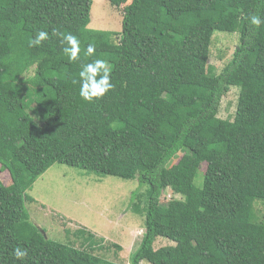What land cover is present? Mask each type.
<instances>
[{
	"label": "trees",
	"instance_id": "1",
	"mask_svg": "<svg viewBox=\"0 0 264 264\" xmlns=\"http://www.w3.org/2000/svg\"><path fill=\"white\" fill-rule=\"evenodd\" d=\"M107 1L122 6L116 42L77 20L92 0H0V169L10 178L0 180V264H119L92 252L93 233L76 248L30 219L27 191L53 164L137 180L131 206L145 226L130 264H264L255 209L264 203V23L251 24L264 20V0ZM53 29L77 37L76 61ZM39 31L48 39L30 46ZM215 31L238 34L217 74L208 65ZM96 59L113 87L89 102L79 73ZM231 87L230 121L218 111ZM52 108L59 115L46 123ZM168 188L179 198L163 203ZM158 237L173 244L154 248Z\"/></svg>",
	"mask_w": 264,
	"mask_h": 264
},
{
	"label": "rangeland",
	"instance_id": "2",
	"mask_svg": "<svg viewBox=\"0 0 264 264\" xmlns=\"http://www.w3.org/2000/svg\"><path fill=\"white\" fill-rule=\"evenodd\" d=\"M86 28L115 33L112 41L118 40L121 30L122 6L114 7L107 0H92L86 20L77 19ZM238 44V34L215 31L211 38L208 65L213 73H219L229 62ZM32 65L26 76L32 75ZM238 98L237 87H231L220 102L218 117L232 120ZM35 114L38 110L33 111ZM59 115L52 108L46 123ZM175 162V160H174ZM204 170L201 167L200 173ZM0 180L10 183L7 172L0 169ZM138 188L136 179L100 176L85 170L53 164L38 176L27 191L31 201L25 206L32 222L40 228L46 238L81 248L86 233H93L97 247L92 252L101 258L119 264H130V257L138 247L144 231V216L136 214L131 206V193ZM147 187L140 188L134 202L143 208ZM179 198L171 189L163 195V203L169 198ZM256 217L264 222V203L255 204ZM79 230L84 235L78 234ZM118 244L120 249L115 248ZM173 243L162 237L154 242V248ZM141 264H150L142 261Z\"/></svg>",
	"mask_w": 264,
	"mask_h": 264
},
{
	"label": "clouds",
	"instance_id": "3",
	"mask_svg": "<svg viewBox=\"0 0 264 264\" xmlns=\"http://www.w3.org/2000/svg\"><path fill=\"white\" fill-rule=\"evenodd\" d=\"M264 23L259 14L251 16V24L257 28ZM52 34L54 36H62V43H66L63 52L69 58L70 61H76L80 51L79 40L72 34L61 33L58 29H53ZM48 39V33L46 31H39L35 39L29 42L30 46H37L44 40ZM95 51L94 45H89L87 48L88 55H92ZM111 69L107 66L106 61L96 59L92 63H88L82 66V70L79 73L82 86L80 88V96L91 102L94 98L103 96L113 85L109 82V74ZM99 76V79H97ZM14 256L18 260H23L27 256V251L16 247L13 252Z\"/></svg>",
	"mask_w": 264,
	"mask_h": 264
}]
</instances>
